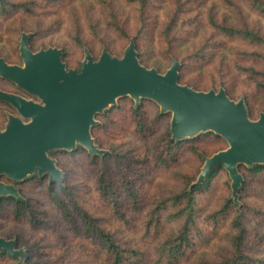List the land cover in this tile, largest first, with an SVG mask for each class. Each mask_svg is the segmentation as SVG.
Masks as SVG:
<instances>
[{"label": "rangeland", "instance_id": "1", "mask_svg": "<svg viewBox=\"0 0 264 264\" xmlns=\"http://www.w3.org/2000/svg\"><path fill=\"white\" fill-rule=\"evenodd\" d=\"M260 1L147 0L145 8L132 0H7L0 6V54L10 64L23 65L20 47L23 35L28 34L34 52L59 48L66 68L79 73L87 50L94 60H99L104 49L121 58L139 36L142 65L166 73L177 58L183 64L181 84L204 91L227 87L236 102H247L250 118L257 120L264 113V10ZM173 16L178 24L167 32ZM211 18L220 27L212 25ZM224 26L250 28L260 40L231 34L222 30ZM10 81L0 75V90L25 92V98L43 103L38 95ZM140 101L142 121L135 114ZM11 105L0 99L1 130L8 122L7 113L30 120ZM172 117L171 111L163 112L151 99L122 96L96 116L93 138L110 154L107 158L94 160V154L81 144L73 150H49L56 164L61 160L62 180L40 175L38 169L15 180L23 181L18 187L30 210L18 216L12 200L2 202L0 237L15 245L11 252L0 249L4 252L0 264H104L97 239L85 230L83 212L123 246L155 262L160 245L177 232L182 219L172 215L177 209L172 203L157 215L153 211L170 195L200 183L203 155L210 157L229 147L215 132H202L177 146L171 142ZM246 173L237 197L224 165L195 193L191 244L172 264H207L227 257L237 233L232 221L240 213L246 227L242 245L246 261L264 264V169ZM4 176L1 181L14 185V179L6 181ZM31 176L35 178L27 180ZM107 184L106 196L101 188Z\"/></svg>", "mask_w": 264, "mask_h": 264}, {"label": "water", "instance_id": "2", "mask_svg": "<svg viewBox=\"0 0 264 264\" xmlns=\"http://www.w3.org/2000/svg\"><path fill=\"white\" fill-rule=\"evenodd\" d=\"M28 37L24 34L21 41L23 65L10 64L0 55V75L38 95L43 103L0 90L1 100L30 119L24 122L9 113L5 129H0V176L23 180L38 169L40 175L49 174L50 179L61 182L63 172L48 155L49 150H73L81 144L93 154H104L95 143L92 126L96 116L122 96L136 101L148 98L163 112L171 111L172 132L178 141L208 131L228 141L227 149L205 158L198 182L222 162L237 197L243 182L239 164H264V113L252 120L244 99L232 100L224 88L199 91L179 83L178 60L166 73H160L140 63L132 41L121 58L112 57L105 49L99 60H93L87 50L77 73L66 68L61 49L34 52ZM8 195L21 197L15 185L0 180V198ZM14 245L13 240L0 237V249L11 252Z\"/></svg>", "mask_w": 264, "mask_h": 264}, {"label": "trees", "instance_id": "3", "mask_svg": "<svg viewBox=\"0 0 264 264\" xmlns=\"http://www.w3.org/2000/svg\"><path fill=\"white\" fill-rule=\"evenodd\" d=\"M132 1L138 2L140 5H142V7L146 8V6H147L146 5L147 0H132ZM6 2H7V0H0V6L3 7L6 4ZM176 2H179V0H176ZM13 4L15 6H19V5L24 6L25 5V4L21 5L18 3L17 4L13 3ZM258 4H259V6H262V8L264 10V0H261ZM176 11L180 12V9L177 8ZM175 17L176 16H173L171 18V20L169 21V23L167 24V27H168L166 29L167 32H168V30H171L174 25L176 26L178 24L177 20L175 21ZM142 20H144V22L142 23L144 25V23H145L144 15H143ZM210 20H211L212 25L214 24L215 26L220 27L219 24L216 22V20H214L213 18H211ZM221 28H222V30H224L226 32H230L231 34H234V35H238V36H242V37H246V38H252L251 40H258V41L260 40V37L258 36L257 32L250 29V28L237 29V28H229V27H225V26L221 27ZM168 36H169V33L166 34L167 38H168ZM138 38H139V36H138ZM138 38H134L132 41L135 42V48L138 52V59L140 61L141 51H139V43L140 42H139ZM28 43L30 45V48L33 50V47L31 45V40L29 37H28ZM88 51H90V50H88ZM90 53H91V51H90ZM63 55H64V53L62 51V55H61L62 59H63ZM92 57L94 60L93 54H92ZM19 59H22L21 56L19 57ZM5 60H6V58H5ZM176 60H178V59L176 58ZM178 61L180 62L178 82L181 83L180 79L182 77L183 64L181 63L180 60H178ZM8 63H10V62H8ZM10 82L14 83L13 81H10ZM14 85L19 87L20 89H23V91L25 90L24 88L16 85V83H14ZM189 87L192 88V86H189ZM223 88L226 90L227 95L232 100H234L229 95V89L227 87L226 88L223 87ZM193 89L199 90L196 87H193ZM3 91L14 92V93L22 95L20 92H17L16 90L4 89ZM25 91L28 92L27 90H25ZM199 91H204V90H199ZM23 93L24 94L22 96L26 95L25 92H23ZM142 101H140V103H138V105L135 107V114H136V117L139 119V121H142V116H141V108H142L141 103H142ZM245 105H246V108L248 111V117L250 118V115H249L250 111L248 109L247 102H245ZM114 108H116L115 105H114ZM14 109L16 111L15 107H14ZM8 114L9 113H7V115ZM250 119H252V118H250ZM139 124H141V122H139ZM96 126H97V124L92 126V130H91L92 136H94L93 132H94V129ZM209 134L215 135V133L213 131H208L206 133H203V135H209ZM217 136L221 137L223 140H225L227 142V140L224 139L222 136H220V135H217ZM196 137L197 136L192 137V138H196ZM189 140H191V137L184 139L182 142L176 141L173 138V139H171V142H173L174 144H176L177 146L180 147V146H182L183 143H185ZM79 148H82V147H79ZM109 155H110L109 153L105 152L104 154H94L92 156H93L94 160H99V159H105ZM203 156L207 157L206 155H203ZM57 165H58V167L59 166L61 167L60 158L58 159ZM219 167H223L222 162L216 164L211 169V172L208 174V176L205 177L200 183H195V184L191 185V187L186 186L184 189L174 193V195L173 194L170 195L169 197L162 200L161 203H159L158 206L156 207V209L153 211V214L157 215V214H159V212L163 208H165L170 203H172V205L177 206L176 211L174 213H172V215L176 218L182 219L181 226L177 230V232L172 234V236L170 238L166 239L160 245L159 256L157 257L155 262H150L149 260H147L145 255L143 253L139 252L137 249L132 248V247L123 246L119 242V240L116 237H114V235L112 234L111 231L105 229L103 226L96 223L93 220V217L89 213L83 212L82 214H83L84 218L86 219L85 230L87 233H89L90 237L97 239V252L99 253V255L101 253H103V258H102L103 263L104 264H146L145 262H147V264H172L174 262V260H177L179 257H181V255L184 254L185 248H187L191 244L190 243V231H191V228L195 222V197H196L195 193L202 191L206 187L210 178L213 176L214 172ZM238 169L244 178V182L238 191V193L241 194V191L244 188L246 178H247L246 170H250V171L256 173L257 171L264 169V164L256 163L252 167H247L243 164H240L238 166ZM4 177H5L6 181L12 180V179L7 178L6 176H4ZM33 178H35V177L31 176L27 180H32ZM12 181L14 182V185L18 189V192L20 193L21 197L17 198V197L12 196V195L2 196L0 198V207H1V204L4 200H12L14 202V205H15L14 212L16 215L19 216L23 212H25L26 210H30V204H29L28 200L25 199L24 195L21 192V189L18 187L23 181H15V180H12ZM100 183H102V186H103V183H105V179L101 180ZM109 189H110V185L107 184V187H102L101 191L104 195L107 196V195H109ZM63 207L66 210L65 204H63ZM67 216L70 217L71 214H69V212H68ZM242 221H243V219H242L241 213L238 214L232 221L233 227L237 230V233L233 237L232 248L230 251L231 253L227 257H225L221 260H218L215 262H209L207 264H246V263L248 264V262L246 261L248 256H246L244 254V251L242 250L243 240H244L245 234H246V227ZM154 222H155V220L153 219L150 221V224L152 225V224H154ZM16 245H18L17 240H16ZM0 254H4V252H0ZM30 264H35V263H30ZM39 264H42V263H39Z\"/></svg>", "mask_w": 264, "mask_h": 264}]
</instances>
